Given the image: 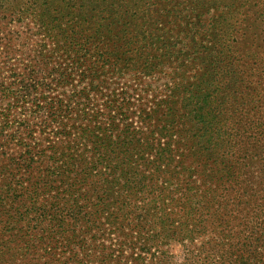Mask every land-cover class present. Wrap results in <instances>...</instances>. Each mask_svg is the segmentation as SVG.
<instances>
[{
	"label": "rangeland",
	"instance_id": "374dc122",
	"mask_svg": "<svg viewBox=\"0 0 264 264\" xmlns=\"http://www.w3.org/2000/svg\"><path fill=\"white\" fill-rule=\"evenodd\" d=\"M45 1L49 0H0L1 256L14 253L9 264H134L130 254L140 253L149 261L151 254L157 256L162 249L172 259L170 264H182L181 243L156 244L161 237L155 234H160L161 228L150 231L146 222L149 217L158 221L182 199L178 193L163 192V179L149 173L166 162L160 170L165 166L173 169L194 146L190 132H178L185 137L178 141V134L169 138L161 131L164 124L155 122L163 111L162 101L172 90L169 73L173 68L167 64L161 74L142 75L141 65L121 68L119 62L106 60V55L93 54L89 43L91 57L62 51L65 40L59 33L38 31L42 27L39 13L46 7L71 12L81 8L95 11L103 5L96 0ZM141 1V7L156 17L147 37L163 27L176 33L172 19L159 17L160 12L152 10L158 4L146 7L144 3L153 0ZM176 1L179 10H188L187 0ZM222 10L211 9L210 13ZM78 11L75 27L82 24ZM69 20L68 14L44 27L68 29ZM129 56L116 53L110 58ZM148 113L153 116L150 122ZM231 126L228 129L233 134ZM237 134L241 137L240 131ZM239 137L234 138V151L230 152L239 164L233 175L239 186L235 185L234 191H241L252 176L256 183L249 181L252 193L264 191V156L246 152ZM168 143L167 154L157 157L156 151ZM191 166L192 174L183 177L184 181L187 178L199 185L203 167L194 162ZM214 182L219 180L214 178ZM16 185L28 192L34 188V193L14 199L13 190H20ZM260 196L255 201L240 197L241 206L229 196L225 200L229 224L223 231L232 236L245 233L247 201L258 206L264 222ZM145 214L148 216L142 220ZM261 227L264 229V224ZM198 233L195 243H208L206 249L213 261L212 255L220 250L215 244L216 231L208 227ZM145 235L152 239L149 245L142 244ZM0 264H6L5 259Z\"/></svg>",
	"mask_w": 264,
	"mask_h": 264
},
{
	"label": "trees",
	"instance_id": "16d2710c",
	"mask_svg": "<svg viewBox=\"0 0 264 264\" xmlns=\"http://www.w3.org/2000/svg\"><path fill=\"white\" fill-rule=\"evenodd\" d=\"M51 1L57 0L45 2ZM95 2L103 7L95 11L81 8L71 12H64L62 7L60 10L46 7L39 13L40 26H48L50 22L59 20V17L64 20L68 14L69 24L73 25L68 24V29L40 27L38 31L59 33L65 40L61 45L62 51L91 57L90 48L86 46L89 43L93 54L98 53L100 58L106 55V60L112 59L115 64L119 62L121 68L141 65L142 75L161 74L167 64L173 68L169 73L173 87L162 101L160 107L163 111L156 115L155 122L164 124L161 131L168 134L169 138L171 134H178V141L185 138L179 133L190 132L189 136L193 139L191 144L194 143V146L190 145L191 152L182 154L173 169L165 166L160 170L167 165L166 162L149 173L151 177L155 175L163 179V192L178 193L182 198L174 202L173 209L164 213L158 221L152 217L147 219L149 228H152L150 231H159L161 228L160 234L154 233L156 237H161L156 244L168 246L172 241L180 242L184 247L180 255L182 264H197L199 259L203 264H264L261 258V250L264 251V229H261L264 222L260 221L262 214L258 206L248 203L257 200L259 194L262 203L264 191L259 189L257 193H252L249 181L253 176L241 191H234L235 185L239 186L233 178L239 164L232 158L233 153H230L234 151V138L239 137L237 131H240L239 138L246 146V152L255 151L256 155L264 156V0H225L224 3L216 0H187V11L179 10L180 3L176 0H153L149 4L144 3V6L158 4L152 10L154 13L160 12L159 17L172 19L176 33L163 27L148 37L149 27L154 24L156 17L150 10L141 7V0ZM211 9L223 10L215 14L210 13ZM77 11L82 20L80 27L78 24L74 26L78 20L75 17ZM116 53L131 56L110 58ZM134 57L138 60H134ZM150 117L153 118L148 113L147 122H150ZM230 125L233 134L229 133ZM170 144L160 147L156 151L157 157L163 158ZM258 151L260 154H257ZM193 162L204 168L199 185L196 181L187 178L184 181L183 178L192 174ZM207 166L210 168L206 169ZM28 177L31 178V175ZM214 178L219 180L217 184ZM29 183L32 187L33 183ZM138 184L141 183L136 181ZM253 184H256L255 181ZM16 186L20 190H13L14 199L34 193V188L28 192L27 188L22 190L20 185ZM229 196L235 198L238 206L242 204L240 197L248 199L245 207V217L248 218L243 221L246 231L241 235L232 236L227 234L228 230L227 233L223 231L229 224L226 212L229 214L230 209L225 203ZM25 210L28 211L27 208ZM147 216L143 215L142 220ZM110 221L120 224L113 218ZM31 226L33 228L34 224ZM208 227L216 231L218 241L215 244L220 245L219 252L212 255L213 261L206 249L208 243L201 242L198 246L195 243L198 232ZM234 238L237 241H233ZM151 240L145 235L142 244L149 245ZM14 255L7 253L3 257L0 254V262L5 259V263L9 264ZM151 255L150 260L146 261L140 253L135 256L130 254L134 264H170L172 261L167 251L162 249L157 256Z\"/></svg>",
	"mask_w": 264,
	"mask_h": 264
}]
</instances>
